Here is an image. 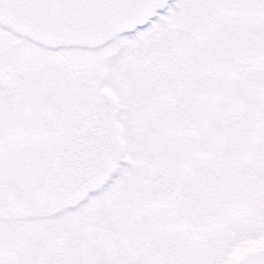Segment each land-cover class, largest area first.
Instances as JSON below:
<instances>
[{
	"label": "snow or ice",
	"instance_id": "snow-or-ice-1",
	"mask_svg": "<svg viewBox=\"0 0 264 264\" xmlns=\"http://www.w3.org/2000/svg\"><path fill=\"white\" fill-rule=\"evenodd\" d=\"M0 264H264V0H0Z\"/></svg>",
	"mask_w": 264,
	"mask_h": 264
}]
</instances>
